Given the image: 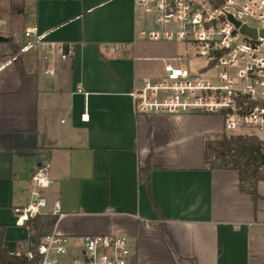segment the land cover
<instances>
[{
  "label": "crops",
  "instance_id": "crops-1",
  "mask_svg": "<svg viewBox=\"0 0 264 264\" xmlns=\"http://www.w3.org/2000/svg\"><path fill=\"white\" fill-rule=\"evenodd\" d=\"M137 18L135 0H0L2 247L23 245L15 210L49 162L45 212L58 204L65 214L55 232L123 236L130 264H264V195L255 207L237 172L206 169L205 142L226 133L222 118L135 112L130 93L153 80L135 57ZM33 26L70 58L9 62L13 37ZM148 160L161 220L138 178Z\"/></svg>",
  "mask_w": 264,
  "mask_h": 264
},
{
  "label": "built area",
  "instance_id": "built-area-1",
  "mask_svg": "<svg viewBox=\"0 0 264 264\" xmlns=\"http://www.w3.org/2000/svg\"><path fill=\"white\" fill-rule=\"evenodd\" d=\"M135 11L153 14L156 23L149 28L145 20L140 37L193 46L196 58L203 61L195 70L187 52L164 59V76L147 80L130 93L135 112L218 116L227 132L241 128L264 132V38L259 36L264 29V0H135ZM4 25L1 21L0 27ZM244 25L255 29L257 37L242 33ZM12 40L18 50L9 62L28 53L47 62L65 61L72 54L71 47L48 40L38 26ZM45 74L54 76L55 70L46 69ZM50 184V164L43 162L32 174L26 205L15 210L16 225L25 232L23 245L9 249L11 255L23 257L26 264H130L131 247L119 235L72 239L53 230L34 243L26 222L46 214L43 191ZM51 214L65 216L58 204Z\"/></svg>",
  "mask_w": 264,
  "mask_h": 264
},
{
  "label": "trees",
  "instance_id": "trees-1",
  "mask_svg": "<svg viewBox=\"0 0 264 264\" xmlns=\"http://www.w3.org/2000/svg\"><path fill=\"white\" fill-rule=\"evenodd\" d=\"M10 43V40H9ZM11 44V43H10ZM12 50H18L12 45ZM21 70V68L19 67ZM205 163L208 171H235L239 175L241 190L249 194L255 204L261 198L258 192L259 182L264 181V140L256 135H227L226 133L210 135L205 142ZM152 168L148 160L145 168L139 169V181L145 184L151 206L159 220L163 219L161 210L151 194L150 173ZM246 185V187H245ZM58 216L52 214L39 215L29 219L34 243L53 232ZM165 237L166 234H165ZM167 243L173 251L170 241ZM5 240V228L0 227V264H26L23 257L11 255L2 247ZM174 252V251H173Z\"/></svg>",
  "mask_w": 264,
  "mask_h": 264
},
{
  "label": "rangeland",
  "instance_id": "rangeland-1",
  "mask_svg": "<svg viewBox=\"0 0 264 264\" xmlns=\"http://www.w3.org/2000/svg\"><path fill=\"white\" fill-rule=\"evenodd\" d=\"M137 32L140 33L144 29V22L148 23L149 28H155L156 23L154 20L153 14H148L144 16L142 13H137ZM17 28L22 30V25H17ZM137 42H136V59L139 67H142L141 70L143 71L142 74H148L145 77V80L154 78H161L164 76V71L162 72L163 62L162 59H171L178 54L188 53L193 58V68L195 70L199 69L201 65H203V61L196 58V48L193 46L185 47L179 42H165V41H153L149 38H142L137 35ZM133 50V49H132ZM18 60V59H17ZM161 69V71H160ZM164 69V68H163ZM160 74V75H159ZM180 115V114H175ZM209 116V115H208ZM227 135H256L260 139L264 140V132H260L250 128H241L237 129L232 132H227ZM262 184L260 186L259 191L261 195H264V181L259 182ZM258 184V186H259ZM246 187V185H245ZM23 251V248L20 249Z\"/></svg>",
  "mask_w": 264,
  "mask_h": 264
},
{
  "label": "water",
  "instance_id": "water-1",
  "mask_svg": "<svg viewBox=\"0 0 264 264\" xmlns=\"http://www.w3.org/2000/svg\"><path fill=\"white\" fill-rule=\"evenodd\" d=\"M230 19L233 21L232 18H230ZM235 25L238 27L240 24L238 22H235ZM241 31L245 35L252 37V38H256L258 35V32L255 29H251L245 25L242 26ZM259 36L264 38V29L260 30ZM0 41H7V39H5L4 37H0Z\"/></svg>",
  "mask_w": 264,
  "mask_h": 264
}]
</instances>
